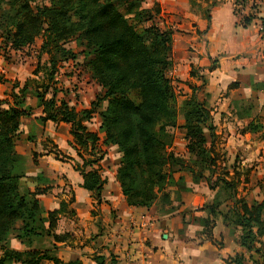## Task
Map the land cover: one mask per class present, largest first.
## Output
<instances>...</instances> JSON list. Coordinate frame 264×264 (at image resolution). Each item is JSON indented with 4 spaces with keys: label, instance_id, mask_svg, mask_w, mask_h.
Here are the masks:
<instances>
[{
    "label": "trees",
    "instance_id": "16d2710c",
    "mask_svg": "<svg viewBox=\"0 0 264 264\" xmlns=\"http://www.w3.org/2000/svg\"><path fill=\"white\" fill-rule=\"evenodd\" d=\"M145 1L49 0V5L35 6L37 0H0V37L6 46L22 51L42 37L40 53L49 58L45 81L35 88L29 87V81L17 85L11 101H0V264H82L64 263L50 250L34 247L35 242L47 236L55 243L64 241L56 231L59 216L67 211L68 204L62 202L60 210L46 213L38 196L47 193L48 188H41V176H26L25 160L16 150L22 120L33 115V108L27 105L28 96L34 97L37 107L43 110L40 123L71 125L73 144L86 151L92 149V158L84 160L77 170L83 176V188L98 202L105 181L99 169L102 156L94 150L101 138L90 132L86 123L99 113L103 145L117 147L122 154L117 181L129 206L149 209L160 203L167 212L171 209L166 206L172 205L170 187L184 181L182 177L175 180L174 173L180 170L173 168L181 169L183 162L172 153H164L172 141L170 130L178 127L182 113L181 127L186 134L189 160L202 168L195 175L191 167L186 172L193 184L206 181L211 190H219L215 201L205 210L216 219L225 205L229 211L224 219L231 220L242 231L241 246L264 258V201L250 206L237 197L238 183L229 180L228 172L216 175L217 128L211 112L196 97L185 100L178 109L168 76L173 67L170 58L173 31L162 30L152 23L153 13L158 14L159 9H143ZM254 17L244 18L241 24L248 26ZM147 22L152 24L146 26ZM80 37L88 50L85 67L103 94L90 109L78 112L66 101L57 100L56 78L60 63L76 60V55L64 45ZM258 129L255 122L246 128L250 132ZM34 184L36 190L32 191ZM202 224L205 235L210 237L214 221L204 219ZM12 235L27 248L22 251L11 248ZM95 261L117 263L114 256H97ZM243 261L242 257H236L230 264Z\"/></svg>",
    "mask_w": 264,
    "mask_h": 264
},
{
    "label": "crops",
    "instance_id": "0c3cea01",
    "mask_svg": "<svg viewBox=\"0 0 264 264\" xmlns=\"http://www.w3.org/2000/svg\"><path fill=\"white\" fill-rule=\"evenodd\" d=\"M234 2L148 0L146 9H159L158 14L153 13L156 25L173 31V67L168 76L173 87L183 90V101L196 97L211 112L216 133L222 136L217 137L214 151L219 144L230 156L237 151L233 154L235 166L225 173L238 183L237 197L251 206L264 201V0L246 27L235 16ZM8 71L0 60V73ZM62 73L57 74L58 83L74 80ZM28 106L33 115L22 120L17 152L25 160L26 176H41V188H48L38 196L46 213L60 210L62 202L68 204L56 231L64 241L55 244L67 246L68 260L62 261L97 264V256H114L116 264H230L242 257L243 264H250L257 255L241 246L242 231L224 219L229 211L225 205L220 208L223 216L216 219L205 210L219 192L211 190L206 181L192 183L183 192L192 194L195 207L201 205L199 212L193 208L191 218L184 209L191 208L193 199H186L183 209L169 212L159 203L149 209L130 207L117 181L122 154L117 147L103 145L96 115L86 127L101 138L94 153L97 149L104 152L99 169L105 184L98 202L83 188L84 179L77 170L92 158V149L73 144L71 125L40 123L38 119L44 115L37 100ZM252 122L259 126L255 132L246 130ZM253 162L256 167L250 171ZM31 190H36L35 184ZM209 218L214 225L207 237L202 221Z\"/></svg>",
    "mask_w": 264,
    "mask_h": 264
},
{
    "label": "rangeland",
    "instance_id": "374dc122",
    "mask_svg": "<svg viewBox=\"0 0 264 264\" xmlns=\"http://www.w3.org/2000/svg\"><path fill=\"white\" fill-rule=\"evenodd\" d=\"M147 2L148 0H146L145 3L142 5L143 9H146ZM36 4L49 5V0H37V2L34 5L36 6ZM152 23L156 24L155 21ZM152 23L147 22L146 26H149ZM42 44H43V39L42 37H40L37 39L35 44L30 48H26L22 51H13L10 50L8 46H6V44L3 42V40L0 37V60L1 62H5L7 64V67L10 69V71H8L7 73H0V101L3 100L11 101L13 89L17 85L23 86L27 81H29V87L31 86L32 88L33 87L35 88L43 81H45L44 78H46L47 75L49 58L47 55L40 53V48ZM64 48L72 52L74 55H76V60H70L68 62L60 63L58 72L60 73V71L62 70L63 71L62 74H64L66 78L71 77L74 78V80L69 81L70 82L69 84L66 82H60V83L57 82V89H58L57 98H59L60 101L67 100L68 103L72 104L70 106L75 108L78 112L82 110H87L90 108V105L92 103L91 102L89 104V101H91L94 98L96 99L98 96L103 94L102 89L97 85L95 81H93V79L90 77V73L88 72V69H86L85 67L88 50L86 51L85 43L81 37L67 42L64 45ZM35 74H37L38 76H35ZM179 88L180 87L177 85H174L173 87V89H175L174 92L177 97L178 109L181 108V105L184 102L183 97L185 96L183 94V90H180ZM17 92L18 90H16V93ZM30 102L35 105L36 104L35 98L32 96H28L27 105L30 104ZM85 107H87V109H84ZM103 108H105V104L103 105ZM95 118H97V116H95ZM183 123H184V119L182 117V113H180L178 127L170 130L172 141L170 144L166 145L164 152L165 155H167L168 153H172L177 158V160H179V162H183V166L181 167V169L177 168L176 166H173V168L175 170H180L176 174L174 173L175 180H177L180 177L184 179L183 183L181 182L182 184L179 183L175 186L173 185L170 187L169 193L171 195L172 205L166 206V208L171 209L170 211H174L177 208L178 210H181L186 205L184 203L186 199L190 201L191 199H193L191 203L192 205L190 206L191 208L184 209L185 210L184 214L188 215L191 218L192 217L191 215L201 210V205L195 207L194 198L193 196H191L192 194L183 193L188 189V186L193 183L192 177L190 176V174L186 172V169L191 167L195 175L196 173H199L202 170V168L196 165V163L194 164L193 162H190L189 160V155L186 149V138H185L186 134L181 127ZM99 134H101V136H103L104 138V135L102 133ZM217 137H219L220 139L222 138L221 135H217ZM19 140L20 138H18L17 140L16 150H17V146H19L18 143ZM102 153H104L102 152V150L97 149L96 155L102 156ZM215 154H216L215 156L217 157L216 175H223L225 174V171L227 169L231 168L232 166H235L236 162H234V155L232 154L233 156L232 155L230 156L229 155L230 153L222 149L221 144H219L218 147H216ZM174 165L177 164L175 163ZM255 165L256 163L254 162L249 164V166H251L252 168L250 169V171L254 170V168L256 167ZM26 182L31 183V181L29 182L26 181ZM199 184H202V182ZM179 186L182 187L184 186V188L186 189H180ZM243 193L244 191L242 190L240 194ZM163 208L165 209V206H163ZM193 208H197L195 212L193 211ZM67 244H69V242H67ZM10 246L13 249L15 248L19 250H25L27 248V246L21 244L17 239H15L14 235H12L10 238ZM34 247L43 250L48 249L51 251V253L54 256H57L58 258L63 260H68V258L66 257L67 246L61 247L55 244L53 238L50 236H47L46 238H43L35 242ZM251 261L249 262L250 264H264V259L260 258L258 255H253Z\"/></svg>",
    "mask_w": 264,
    "mask_h": 264
},
{
    "label": "built area",
    "instance_id": "2783aa9c",
    "mask_svg": "<svg viewBox=\"0 0 264 264\" xmlns=\"http://www.w3.org/2000/svg\"><path fill=\"white\" fill-rule=\"evenodd\" d=\"M263 0H235L234 13L239 22L249 16H255Z\"/></svg>",
    "mask_w": 264,
    "mask_h": 264
}]
</instances>
